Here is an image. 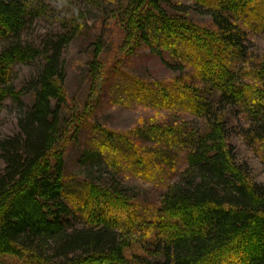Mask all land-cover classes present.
Here are the masks:
<instances>
[{
  "label": "trees",
  "instance_id": "1",
  "mask_svg": "<svg viewBox=\"0 0 264 264\" xmlns=\"http://www.w3.org/2000/svg\"><path fill=\"white\" fill-rule=\"evenodd\" d=\"M178 1L117 0L110 11L125 58L148 48L204 86L143 80L117 65L99 73L102 85L111 78L115 104L157 111L127 133L80 121L91 133L84 159L110 175L99 183L66 169L80 127L72 132L62 118L64 52L85 25L82 13L62 15L50 0H0V116L18 112L13 134L0 129V264H264V183L238 160L221 112L235 109L240 137L264 160V58L250 48L252 35H264V0H188L210 13L212 26ZM20 65L37 71L17 84ZM163 111L204 126L169 124ZM131 173L165 188L157 204L121 186L119 176Z\"/></svg>",
  "mask_w": 264,
  "mask_h": 264
},
{
  "label": "rangeland",
  "instance_id": "2",
  "mask_svg": "<svg viewBox=\"0 0 264 264\" xmlns=\"http://www.w3.org/2000/svg\"><path fill=\"white\" fill-rule=\"evenodd\" d=\"M50 1L51 7H57L56 11L62 13V15L80 11L82 13L80 22L85 24L82 30L79 31L78 36L71 41L64 52L67 70L64 93L67 100L62 110V118L63 120L65 119V122L72 123V132L75 131V127H80L73 134L72 140L69 141L70 146L65 152L67 173L71 177H76L79 181L88 178L103 183V181L106 182L110 178L108 172L105 173V169L96 165L95 162L84 159V151L90 147L91 133L87 127H81L83 124L81 122L87 120L89 124L97 123L105 129L127 133L145 127L146 123L150 122L157 112L153 108L143 107L138 104L134 107L115 104L114 100L111 99V78H106L107 83L104 85L100 82L101 78L99 75H103V71L107 67L113 66L116 68L118 66V69L131 74L132 77L148 81L183 77L196 87L203 88L204 85L200 81L193 79V72L187 68L172 70L167 67L148 48H139L136 52L129 53L128 57L125 58L123 56L125 47H123V51L119 50L121 46L120 39L116 38L117 36L114 35L113 30L108 26V22H112L113 16L110 11L116 6L115 2L117 0ZM178 3L189 5L188 16L191 19L206 26H212V17L205 8H197L188 0H180ZM250 43L254 56L264 58V35H252ZM99 44L102 49V53L99 56L100 65L102 66L100 72H96L93 77L90 63L94 59L93 54ZM36 71L33 66H18L17 72L20 80L17 84H20L29 75H35ZM24 99H26V102L30 101L31 95L25 96ZM221 112L233 128L231 140L235 146L238 160L248 165L250 175L256 182L264 183L263 154L247 145L246 141L240 137L239 132L244 120L237 116V112L232 107L225 108ZM160 113L167 117L166 121L169 124L186 121L198 128L204 126V119L202 118H185L181 114L175 115L166 111ZM17 115L18 112L13 107L2 112L0 129L3 134L10 135L16 131ZM74 116L76 119L79 117L78 121ZM81 116H84L82 117L83 120H80ZM138 140L148 144L145 139L140 138ZM0 167H3L1 160ZM119 180L121 181V186L125 187L141 204H157L161 200L165 189L161 185L147 182L132 173L119 176ZM137 249L141 250L140 245H136L133 251H137Z\"/></svg>",
  "mask_w": 264,
  "mask_h": 264
}]
</instances>
